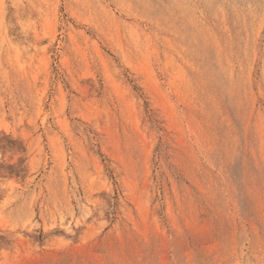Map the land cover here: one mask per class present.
Listing matches in <instances>:
<instances>
[{"label": "rangeland", "instance_id": "obj_1", "mask_svg": "<svg viewBox=\"0 0 264 264\" xmlns=\"http://www.w3.org/2000/svg\"><path fill=\"white\" fill-rule=\"evenodd\" d=\"M0 264H264V0H0Z\"/></svg>", "mask_w": 264, "mask_h": 264}]
</instances>
